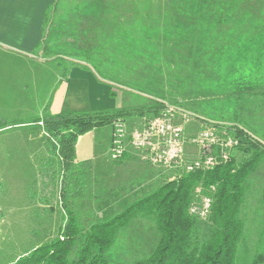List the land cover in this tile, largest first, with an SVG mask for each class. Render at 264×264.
Returning <instances> with one entry per match:
<instances>
[{
	"label": "trees",
	"instance_id": "16d2710c",
	"mask_svg": "<svg viewBox=\"0 0 264 264\" xmlns=\"http://www.w3.org/2000/svg\"><path fill=\"white\" fill-rule=\"evenodd\" d=\"M72 7L77 9L75 19L80 14L95 18L90 28H95L93 50L97 47L95 61L99 62L94 61V66L82 53L67 54L83 57L99 80L125 86L141 79L145 85H192V93L186 90L180 105L198 112H202L203 101L216 95V85L234 86L220 95L238 103L221 101L218 114L209 115L226 119L213 126L224 127L238 142L227 159L207 169L176 166L180 171L170 178L157 181L151 190L109 216L100 212L83 226L84 218L89 217L82 218L69 204L78 199L73 193L79 178L74 161L77 138L98 127H112L127 116L152 118L165 105L154 100L90 112H43L40 123L58 140L54 154L60 166L59 199L66 216L52 238L9 264H128L117 256V250L115 261H109L107 252L117 244L121 229L129 228L136 218L153 223L157 240L144 256L136 255L129 264H264V199L249 256L242 216L246 185L264 164V0H73ZM42 45L47 48V41ZM104 60L119 65L112 78L99 70ZM256 83L260 86L254 90L250 85ZM254 102L260 104L253 113L247 105ZM256 113L261 127L255 121ZM245 126L254 127L259 134L249 133ZM213 153H219L218 146ZM196 188L210 198L204 219L189 212ZM95 198L94 209L99 207Z\"/></svg>",
	"mask_w": 264,
	"mask_h": 264
},
{
	"label": "rangeland",
	"instance_id": "374dc122",
	"mask_svg": "<svg viewBox=\"0 0 264 264\" xmlns=\"http://www.w3.org/2000/svg\"><path fill=\"white\" fill-rule=\"evenodd\" d=\"M55 1H57L56 5L53 4L45 10L43 23V38H45L39 45L41 52L38 49L35 51L41 56H47L45 59L47 61L41 62L38 66L34 64L33 67L25 65L23 70L15 69L16 75L7 71L6 85H0V264H9L31 251L35 246L52 238L56 234L62 216H66L59 199L58 169L60 166L54 154L58 140L50 136L40 123L43 115L40 116V114L43 110L50 114L62 110L61 105L58 107V97L60 90H64V85H71L65 106L77 112L98 111L112 107H132L151 103L154 100H160L165 105L162 110L166 106L177 107L179 110L181 108L183 112L177 111L176 114L182 113V116H177L174 122L184 128L186 137L208 128V125L211 127L214 123L227 121L211 118L213 115L209 114H218L216 109L221 101L236 102L232 98L230 100L220 95L223 93L222 90H227L228 93L233 90L234 86L216 85V90L213 92L216 95L212 99L203 101L205 104L201 106L202 112H198L180 105V102L187 97L184 96L185 91L187 90V94L192 93V85H153V82L145 85L141 83V79L137 84L129 83L131 85L125 86L99 80L92 65H90L92 70L89 71V64L86 67L75 63L74 60L69 64L62 57L68 56L67 52L86 55L94 66H96L95 62H99V60L95 61L97 47L93 50V47L97 45L93 36L95 28H90V23H95V18L84 17L80 14L76 17V21L77 9L72 7L73 0ZM66 9L67 11L64 12ZM152 13L154 15L156 12ZM45 40L48 44L47 48L42 45L43 42L46 44ZM96 54L99 55V51ZM71 58L83 60V57ZM105 61L101 62L99 70L112 78V73L118 70L119 65L115 62L108 65ZM78 85H82V92L87 91L76 98L79 92L74 91V88ZM94 85H99L100 88L101 85H108L109 93L113 92V94L106 97L104 93L103 98L99 97V100L87 99V94L90 96L93 93L89 88ZM250 86L255 90L260 85L256 83ZM232 104L235 103L230 105ZM259 104L258 102L251 103L247 105V110L254 113V109H259L257 107ZM51 106L55 113L51 112ZM39 108L41 111H38ZM244 113L246 114L245 107ZM257 117L256 113L255 121L259 122L258 125L261 127V120ZM144 119L139 115L124 118L125 129L130 122L132 126H135V129L128 132L129 136L134 130L143 126L146 121ZM229 122L226 124L228 125ZM245 128L255 136L258 133L254 127V131L252 127L245 126ZM114 129V125L98 127L94 140L99 155L90 163L77 164L79 178L73 185L78 189L73 190V193L76 197L78 196V199L74 198L69 204L70 208L72 207L71 210L76 214L79 213L82 218L89 217V219L84 218L83 226L95 220L100 212L104 216L111 215L130 200L151 190L157 181L165 177L170 178L180 171L176 165L154 164L146 158V160L142 158L145 165L144 170L142 167L134 169L135 156L132 159L128 156L118 159L111 158V146L107 151L106 148L109 146L110 131L111 145ZM138 150L139 156H143L144 152ZM197 153L198 149L195 144L186 143L185 157L187 159H191ZM96 196L99 199L97 202L99 207L94 209L92 202H95L93 200H96ZM245 199L246 202L242 205V216L246 228L245 250L249 256L257 237V225H260L259 214L262 213L264 164L250 176L246 185ZM129 226V228L121 229L117 244L108 250L109 261H115L113 257L117 250V256L129 264L133 258L144 256L142 254L146 253L156 242L157 232L151 221L136 218ZM198 226L204 227L203 224Z\"/></svg>",
	"mask_w": 264,
	"mask_h": 264
},
{
	"label": "crops",
	"instance_id": "0c3cea01",
	"mask_svg": "<svg viewBox=\"0 0 264 264\" xmlns=\"http://www.w3.org/2000/svg\"><path fill=\"white\" fill-rule=\"evenodd\" d=\"M54 3L55 0H0V85H6L7 71H11L16 75L15 69L17 71L23 70L25 65L33 67L34 64L38 66L41 62L45 63L44 61H47L45 60L47 56H41L40 53H36L35 51L37 49L39 50L40 42L43 39L45 10L49 6L51 7ZM62 57H64V60L69 62V64L74 60L75 63L86 67L88 66L83 60L72 59L65 55ZM88 70L91 71L92 68L90 69L89 66ZM70 86L71 85H64V90H60V95L58 97V107H60V105L62 107L60 112H77L68 109L65 106V100L69 96ZM81 86L82 85H78L77 88H74V91L79 92V95L75 96L76 98L80 97L87 91L84 90L85 92H82L83 90H81ZM93 89L95 90L93 91ZM108 89V85H101V88L99 85H94L89 88L93 93L90 96L87 94L86 98L99 100V97L103 98L104 93L106 97H108L113 94V92H110L109 94L110 90L108 91ZM50 109L52 113H55L52 106ZM38 111H41V108H39ZM43 111L40 116L43 114ZM3 118L4 117H2V119ZM134 127L135 126H132V122H130L128 127L126 126L127 133H130L135 129ZM96 130L97 128L86 132L77 138L75 143V164L95 160L99 155V150L97 151L94 140ZM110 134L109 146L106 148V151L109 150L110 147ZM139 154L140 152L138 149L128 145L122 158L128 156L132 159L133 156H135L133 159L135 161L133 164L134 169L142 167L144 170L145 165L142 161V156H139Z\"/></svg>",
	"mask_w": 264,
	"mask_h": 264
},
{
	"label": "built area",
	"instance_id": "2783aa9c",
	"mask_svg": "<svg viewBox=\"0 0 264 264\" xmlns=\"http://www.w3.org/2000/svg\"><path fill=\"white\" fill-rule=\"evenodd\" d=\"M183 110L177 107L166 106L158 115L144 119L143 126L134 130L131 135L126 132L124 122L118 120L114 124L111 137L110 156L113 159L122 157L126 147L130 144L144 152L143 159H148L154 164L176 165L185 170L194 168L207 169L216 162L227 159L231 149L237 144L238 139L228 133L224 127H209L198 131L192 136H185L184 128L175 123L176 114ZM197 146L198 153L191 159L185 154L186 143ZM219 147V153H213V147ZM145 159V160H146ZM210 198L202 196L200 189H196L195 199L189 206V212L198 217H205L209 211Z\"/></svg>",
	"mask_w": 264,
	"mask_h": 264
}]
</instances>
